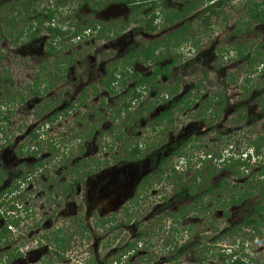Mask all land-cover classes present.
Returning a JSON list of instances; mask_svg holds the SVG:
<instances>
[{"label": "rangeland", "instance_id": "1", "mask_svg": "<svg viewBox=\"0 0 264 264\" xmlns=\"http://www.w3.org/2000/svg\"><path fill=\"white\" fill-rule=\"evenodd\" d=\"M16 1L0 0V106L3 107L0 118V129L3 130L0 134V173L5 175L0 190L9 188L10 182L17 175L23 182L14 187V194L4 193L0 198V233L4 226L7 227L4 219L8 218V215L4 214V219L2 217L6 202L19 210L17 215L21 220L17 227H8L7 240L0 239V264H116L118 247H122L126 242H136L140 232H144L145 237L138 241V253L126 255L122 260L124 264H221L222 261L227 262L229 256L237 255L245 256L254 264H264V233L252 235L240 225L243 217L248 216L251 207L255 206L259 198L257 188L249 200L235 207L223 208L222 200L229 197V193H221L223 196L218 193V184L225 178L226 182L230 183V188L238 186L239 190H242L245 181L246 187L249 184L252 186L256 180L254 176L256 177V172L261 167L259 165H263L262 161V164H259L258 158H253L256 160L255 165L247 162L249 168L243 171L242 160L245 161L246 156L250 152L253 153L249 144L255 141L257 136H264V115L261 109L264 67L258 65L259 70L251 76V82L247 85L246 62L236 55V48L240 44L246 45L247 48L261 45L264 31L260 28H264V25L259 28V25L254 24L249 32H237L239 25L236 23L243 22V1L229 3L224 8L225 19L212 21L211 31L203 29L200 21L193 22L192 29L196 35L195 39L199 41L198 46L190 48L182 45L178 49H172L169 56L162 59L161 66L171 62L175 65L170 71L172 82L160 79L158 88L162 90L165 86L169 88L179 84L176 97L191 92L192 87L202 80V75L207 74V79L199 89V98L190 111L175 114L171 125L166 123L160 133H151L152 118L164 110L160 105L153 112L139 118L135 133L131 132L134 125L127 126L130 127L128 129L123 128L122 140L116 141L112 148L110 143L113 139L107 135V130L113 125L110 123V111L113 109L112 100L115 96H109L101 83L106 79L105 72L116 60L122 61L121 58L128 48L148 46L158 37L164 36L165 33L159 29L163 23L158 22L156 33L145 34L143 23L130 22L129 11L121 3L108 0V5L102 9L88 5L76 8L75 0H66L64 15L58 20L76 25L80 21L94 20L103 23L105 27L113 28L114 31L126 24L127 27L118 35L112 33L105 39L99 38L98 35L84 38L79 36L81 40L71 37L72 40L66 41L68 44L64 43L60 56L53 59L51 64L44 65L49 68L50 65L55 66L56 62H61L58 69L54 67L51 71L55 87L43 95L30 97V86L38 78L41 83L44 82L45 74L41 68L46 60V35L39 32L35 41H28L26 37L18 43L15 38L9 36L10 20L16 16V10L11 12L9 8ZM24 1L27 0H22ZM191 1L196 0H188ZM141 2L147 7L139 12L140 15L137 13L139 20L151 11V6L159 12L166 8L176 11L184 5L182 0ZM43 6L38 8L40 14ZM67 7L69 10H66ZM28 10L22 9L21 16L14 19L15 30L30 26L35 17L31 16L32 9ZM194 17L190 16L183 22L194 21ZM251 51L252 49H248L246 56H249ZM151 68L134 63L132 74L144 76ZM130 86L131 81L125 89ZM84 91L88 99L76 113L59 119L53 126H43L50 112L61 110L67 103H79L84 97ZM156 91H151L149 97L153 98ZM196 91L194 89V92ZM218 92L227 99V106L219 121L213 122L216 121L215 116L209 111L202 117H195L199 106L207 103L208 98ZM120 93L123 94L124 91ZM14 94H23L25 102L13 104L10 98ZM48 102L52 104V109L43 112V105ZM236 105L243 113L234 111ZM37 126L44 130V140L54 138L64 141L65 145L68 143L67 139L79 132L73 146L65 150L67 155L64 160L51 161L45 165L42 173L34 172L32 164L36 158L26 151L30 148L29 134ZM90 127L95 128L94 134L86 138L84 133H89ZM166 128V132L162 133ZM188 138H191L192 142L184 152L192 157V169L187 171L188 168L184 166V158H187V155L184 157L179 152V157H173V161L166 162L163 166V177L160 180L155 177L157 170L151 166L152 159L159 155L162 149L172 152L173 144ZM129 141H139L142 145H147L140 162L123 161L125 143ZM36 146L38 143L31 145ZM205 153L210 154L212 160L204 162V169L200 168L198 171L200 162L204 159L202 154ZM45 154L41 152L37 158L45 161ZM82 157H87L93 172L75 184L78 185L76 187L70 184L72 180L67 172L73 163ZM67 158L71 159L65 163ZM230 158H233L236 164L239 162L238 167L234 169L235 173L230 172L227 164ZM174 166V178L166 180V175H172L171 168L174 169ZM64 169L67 170L65 174ZM196 172L205 175L204 178L207 172L210 173L209 182H203L202 177L198 178L197 182L203 187L202 190L205 185H209L216 187L217 192L208 196L204 195V191L199 192L198 197H203V205L200 208H197V204L196 207L193 206L189 199L175 202L174 190H177L175 187L178 178L191 186ZM26 173L28 178H25ZM146 178L151 188H143V180ZM53 181L63 186L70 184L73 190L68 191V187L67 196L63 199L60 196L61 190L52 185ZM9 189L12 190L11 187ZM183 206L194 207V211L184 218H177L179 225L175 238L179 245L191 246L199 243V247L182 253L178 261L168 262L177 252V249L170 252L171 248L168 246L172 238L169 230L174 222L172 215ZM129 207L133 209L128 214ZM26 209L32 214L26 215ZM16 218L13 217V220L16 221ZM112 218L114 222L108 224L106 229L96 228V221ZM81 222L87 228L84 236L74 233L76 226ZM57 228H69L68 234L72 236L68 251L60 256L43 239ZM12 251L16 259L5 263L6 255Z\"/></svg>", "mask_w": 264, "mask_h": 264}, {"label": "trees", "instance_id": "2", "mask_svg": "<svg viewBox=\"0 0 264 264\" xmlns=\"http://www.w3.org/2000/svg\"><path fill=\"white\" fill-rule=\"evenodd\" d=\"M115 2L121 3L124 7L127 8L130 15V22L132 23H143L142 29L145 34H154L156 33L157 29L159 28L158 22L162 24V33L164 32V36L158 37V39L154 40L150 45L148 46H136L132 47L131 49L128 48L126 50L125 55L121 58L122 61H115L114 65L112 64L111 70H107L105 72L106 79L103 81L102 84L105 87L106 91L108 92L109 96L114 97L115 99L112 100V107L110 111L111 121L110 123L113 124L110 126V128L107 130V135L110 136V138L113 139V141L110 143L111 148L113 147L114 143L116 141L122 140V130L123 128H130L127 126L134 125L131 132L135 133L137 130L138 120L141 116H144L147 113L153 112V110H156L158 106L162 105L163 111H160L159 114L152 118L151 125H150V131L151 133H160L162 131V127L166 123L172 124V118L175 114H181L183 111H190L191 106L194 105L198 98H199V89L203 81L207 79V74L202 75V80L199 82V84L194 85L192 88L193 90L191 92L184 93L182 96L176 97V94L179 91V84H175L173 86H170L169 88L166 86L164 88H158V83L160 79H164L168 81V83H171V67L174 64V62H171L168 65L161 66L162 59H166L167 56L171 53L172 49H178L182 47V45L190 46V48H196L198 46V42L195 38L196 35L194 33V30L192 29V23L200 21L202 23V28L205 30L211 31L210 27L212 24V21L219 22L220 20H224V8L232 2L235 1H243V8L244 13L241 16L242 23H236V25H239V28L237 29V32L243 33V32H249L254 24L260 26L264 25V0H260L258 2L257 0H196L188 2V0H182L184 5L178 9V10H169L164 9L162 11H156L151 6V11L144 15L142 20H139L137 18V13L140 15L141 10L147 6L142 5V0H114ZM48 2V3H47ZM76 4V8H82L83 5H88L91 7H94L95 9H102L105 8L109 1L108 0H75L74 2ZM1 4V3H0ZM36 4H39V6H35ZM45 5V6H43ZM43 6V9L40 12H38V8ZM154 6V5H153ZM66 7V0H27L22 2V0H17L16 2L12 3L9 10L13 12V10H16V16H14L11 20V27L8 31L9 36L12 38H15V41L18 43L22 41V39H25L27 37L28 41H35L38 38V33L44 32L46 35L45 38V60L42 64L41 70L44 71L45 77L44 82H47L44 84V82H40L39 78L30 86V90L28 91L31 96H40L46 93L47 91H50L55 87V82L52 77V70L55 67L58 69V66L61 64V62H56L55 66L50 65L49 68L47 66V63L51 64L50 62L53 61V59H57L60 54L61 50L64 47V43L66 41H70L71 37L72 39L79 38V36H82V38L86 36H95L98 35L99 38L105 39L108 38L109 34H116L120 33L123 29L127 27V24L117 30H113V28L105 27L103 23L95 22L94 20H89L87 22H82L78 25L73 24L69 21H61L58 20L63 17V9ZM29 11L28 9H32L31 16L34 15V19L32 22H30V26L21 28L20 30L16 29V24L14 22L15 18H19L22 14V9ZM72 9V8H71ZM66 10H69L67 7ZM140 12V13H139ZM190 16H195L194 21L189 20L188 23H184L183 21L188 19ZM5 18L7 19V15H5ZM179 23V26L176 27V24ZM260 30L264 31V28H260ZM166 31H169L166 33ZM163 33V34H164ZM1 39V38H0ZM71 39V40H72ZM65 40V41H64ZM81 40V37L79 38ZM68 44V43H66ZM248 49H252L251 52H249V56H246V52ZM236 55L241 61H245L247 65L246 70V78L245 83L249 85L251 82V76L256 74V72L259 70L258 65H260L262 68L264 67V37L263 42L261 45H255L254 48H247L246 45L240 44L236 48ZM248 55V54H247ZM67 61V60H66ZM69 61V60H68ZM45 63V64H44ZM134 63H141L146 66H150L151 71L146 73V75L142 76L138 73L132 74V64ZM61 70V69H59ZM132 83V86L126 88V85L128 82ZM94 89V87H93ZM119 89V90H118ZM124 89V90H123ZM194 89L197 91L194 92ZM153 90H157L155 92V96L153 98L149 97V93ZM123 92L121 94L120 92ZM261 95L263 94L262 102H261V109L264 115V88L261 90ZM118 94V95H117ZM10 99L11 102H21L24 103L23 94H14L12 95ZM174 97V98H173ZM176 97V98H175ZM260 97V95H259ZM258 97V98H259ZM88 99V95L84 91V97L79 101V103H67L64 108L61 110H53L50 112V114L47 116V118L44 121L43 126H53L59 119H65L69 117L72 113H76L80 108L84 105V101ZM104 105V102H103ZM227 106V99L222 93H216L211 98H208L207 103H204L203 105L199 106L196 116L195 117H202L205 115L206 112H210L212 115L215 116V120H219L220 116L223 112V110ZM243 107V106H242ZM52 109V104L50 102L45 103L43 105V112H49ZM162 110V109H161ZM3 107L0 106V118L3 114ZM204 111V112H201ZM238 114L243 113V111H240L239 106L236 105L235 110ZM94 113V111H93ZM83 115V114H82ZM86 115H88L86 113ZM145 115V116H146ZM85 116V114H84ZM86 117V116H85ZM242 117V116H241ZM102 119V117H100ZM85 119V118H84ZM82 120V118H81ZM203 122V120H202ZM1 124V122H0ZM47 126V127H48ZM43 129V127H42ZM90 129L89 133H84V137L89 138L94 134V127L88 128ZM98 129V127L96 128ZM167 128L162 132L165 133ZM3 132L2 129H0V134ZM72 136V138L67 139V144L65 145L64 141H58L54 138H48L44 140L45 132L42 131L40 126H37L36 129H33L30 132V148H28L26 151H29V154L34 156L36 160L32 164V168L34 172H40L42 173L45 165L47 166L51 161L56 160H64L65 156L67 155L65 150L71 148L73 146V141H76L77 134ZM192 140L191 138L188 139H181L179 142L172 145V149L174 150L171 152V155L168 157H162L161 161L157 163V156L152 159V168H156L158 164L161 166L160 172H155V177H159V174H165V171L163 169V166L166 164V162L173 161V157L178 156V153L180 152L184 157L187 155L185 149L189 147ZM264 138L258 137L253 141L251 144H249V147L252 149L253 153L250 152L247 158L243 161V171L248 170L249 166L247 165L252 162L253 165H255L256 160H253V158L259 159V165L261 166L259 170L256 172V177L254 176L255 184L252 186L249 184L248 187H246L247 181L244 182V188L242 190H239L238 186H233L230 188V183L226 182L225 179H221V181L218 184V193L221 194L223 192H228L229 197H225L222 200V205L224 208L228 206H235L240 203H245L247 200H249L253 196V192L255 191V188H257L256 191L259 193V198L257 199V202L255 206L251 207V211L248 214V216L243 217V220L241 221V225L243 229L248 231L252 235H260L264 233V146L263 143ZM36 147H31L32 144H37ZM179 143V145H178ZM147 145H142L139 141H129L125 143L124 147V156L123 161L125 163L127 162H140V158H143L145 155V150ZM194 149V148H190ZM189 149V151H190ZM80 151V150H79ZM41 152H45V161H41L37 158V155ZM81 154L83 151H80ZM162 152V151H161ZM183 152V153H182ZM49 154V155H48ZM204 157L203 161L200 162V165L198 167V171L200 168L204 169V162H208V159L212 160V156L208 153L202 154ZM179 157V156H178ZM71 159V158H70ZM70 159H66L65 163L68 162ZM87 157L78 158L70 168V170L67 172V175L70 174L71 177V185L78 184L80 180H82L85 176H89L92 174L93 170L92 167H90V164L87 162ZM262 159V160H261ZM192 157L190 154L187 155V158H184V166L188 168V172L192 169ZM262 161V163H260ZM99 162L97 165L99 166ZM227 164L229 165L230 172L233 173L234 169L238 167L239 162L237 164L235 163L233 158H230L227 160ZM64 165V164H62ZM171 168L172 175L168 174L166 175V180H169L171 178H174L175 175V166ZM89 169V170H87ZM67 170L64 169V174ZM235 173V172H234ZM38 174V173H36ZM28 173L25 174V178H27ZM206 178H204L205 175L199 174V172L193 176L192 184L191 186H188L186 182H182L180 178H178V183L176 185V198L175 201L181 202L185 199H189L190 197L193 200V205L197 206V208H200L202 203V198L198 197V193L201 191L205 192V196L213 195L215 194L216 187H211L209 185H205L204 190L203 187L199 186V183L197 182V179L202 177V181L209 182L210 180V173H206ZM4 174L0 173V186L4 182ZM19 179H14V182H12L10 185L15 184L16 187L19 185ZM70 184H63L59 185L57 182H52V185L58 187L61 192L60 196L64 199L67 196V189L70 187L68 191L73 190V186ZM68 185V186H67ZM146 185V186H145ZM11 186H9L10 188ZM144 187H150V184L148 183L147 178L143 180V188ZM9 188H5L2 191L0 190V198H2V195L5 194H12V190ZM148 189V188H146ZM222 195V194H221ZM223 196V195H222ZM50 198V195H48V199ZM195 206V207H196ZM131 208V209H130ZM133 207H129V210H127V213L132 212ZM22 210V208L20 209ZM192 211H194V207L190 206H183L177 209L176 214H173L172 217L174 218V222L172 223V227H169V230L171 231V241L168 244V246L171 248L170 252H173L172 250H176V254L169 260L170 262L178 261L182 255V253L187 252L190 248H198L199 243L193 244L191 246H185V244L179 245L178 240H176L175 235H173L172 232L177 233L179 221L177 220L178 217H186L189 215ZM19 210L12 204L9 205L7 202L4 204L3 208V214L2 217L4 219V214L8 215V218L4 219L6 220L7 227L4 226L2 228V232L0 233V239L1 240H7L8 236V227H17L19 221L21 218L17 213ZM126 213V214H127ZM128 213V214H129ZM13 214V215H11ZM32 214L29 209H26V215ZM128 216V215H127ZM13 217H17L16 221L13 220ZM131 217V216H130ZM111 218V217H110ZM176 219V220H175ZM114 222V219H108V220H99L96 221V228H105L108 224H111ZM130 223V222H127ZM125 223V225H128ZM134 223V222H131ZM123 225V224H122ZM162 228V227H160ZM161 230V229H160ZM79 234L80 236H84V234L87 233V228L83 224V222L79 223V225L76 226V230H74V233ZM69 233V228H57L56 230H53L51 233H49L46 237H44V241L51 245V248L60 256L64 255L71 244V235ZM187 234V233H186ZM145 237L144 232H140L137 236L136 242L133 243H125L122 247H118V250L116 251L117 258L115 260L116 264H124L123 258L126 257V255L132 256L138 253V241ZM175 239V240H174ZM143 240V239H142ZM13 259H16V255L12 251L11 253H8L5 257L4 262H12ZM227 262L222 261L221 264H254L252 260H247L245 256H229ZM126 263V262H125Z\"/></svg>", "mask_w": 264, "mask_h": 264}, {"label": "flooded vegetation", "instance_id": "3", "mask_svg": "<svg viewBox=\"0 0 264 264\" xmlns=\"http://www.w3.org/2000/svg\"><path fill=\"white\" fill-rule=\"evenodd\" d=\"M219 121V120H218ZM218 121H213V122H218ZM258 137H260V136H257L256 138H258ZM261 137H263L264 138V136H261ZM178 142V141H177ZM176 142V143H177ZM262 144H264V142L262 143ZM163 152H164V154H163ZM161 155H162V157H168V156H170L171 155V152H168V149L166 150V149H162V152L160 151L159 152V155H157V163H159L160 161H161V159H162V157H161ZM156 170L158 171V172H160V170H161V166L158 164V166L156 167ZM155 170V171H156ZM5 176V175H4ZM28 176V175H27ZM163 177V174H159V180L161 179ZM28 178V177H27ZM14 179H19V181L20 182H18L19 183V185L23 182V180H22V178H20L19 177V175H17ZM14 179L10 182V184L12 183V182H14ZM25 180V179H24ZM28 180V179H27ZM173 185V184H172ZM76 187H78V185H75ZM146 186V185H145ZM173 186H175V185H173ZM14 187H16L15 186V184H12L11 185V188H12V194H14L15 193V190H14ZM151 188V187H150ZM232 188V187H231ZM175 189H178V188H176L175 187ZM175 192H174V194H175V198H176V190H174ZM175 200V199H174ZM189 200H191V202H193V200H192V198L190 197L189 198ZM175 202H177V201H175ZM257 202V201H256ZM177 203H180V202H177ZM241 205L243 204V203H240ZM194 206V205H193ZM236 206V205H235ZM235 206H233V207H235ZM222 207H223V205H222ZM224 208V207H223ZM240 225H241V222H240ZM241 227H242V225H241ZM243 228V227H242ZM245 230V229H244ZM173 233V235H176L177 233L175 232H172ZM126 243H129V242H126ZM140 244V242H138V245ZM138 247H140V246H138ZM246 258V257H245ZM171 259V258H170ZM169 259V260H170ZM247 259V258H246ZM146 260H148V259H146ZM168 260V262H170ZM173 262H175V261H173Z\"/></svg>", "mask_w": 264, "mask_h": 264}]
</instances>
